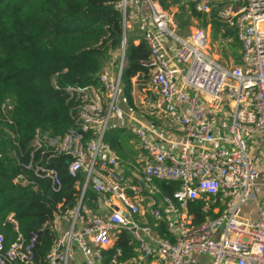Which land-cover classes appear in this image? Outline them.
Segmentation results:
<instances>
[{"label":"built area","instance_id":"1","mask_svg":"<svg viewBox=\"0 0 264 264\" xmlns=\"http://www.w3.org/2000/svg\"><path fill=\"white\" fill-rule=\"evenodd\" d=\"M237 1V10L222 14L242 49L240 63L230 67L207 51L205 29L179 34L173 13L159 0L117 1L125 34L136 24L151 50L142 65L160 96L158 107L165 105L164 124L182 140L178 152L169 151L153 139L152 126L122 108L125 37L112 55L119 62L116 72L103 68L98 85L66 88L77 101L71 109L75 126L59 136L38 129L31 160L23 164L49 179L55 192L62 182L53 159L66 157L69 174L83 178L76 184V204L58 213L66 227L60 233L52 228L56 238L47 264H72L76 249L84 264H102L103 250L124 230L139 243L138 255L114 264H199V256H208L210 264H264V0ZM196 9L209 13L210 0ZM121 115L134 122L132 132L149 157L142 178L126 175L125 162L106 141L110 123ZM157 179L178 182L179 189L164 196ZM14 182L27 180L19 176ZM88 191L96 194L95 207L85 202ZM200 199L216 216L195 224L190 203ZM250 201L258 202L256 218L243 216ZM148 212L165 223L172 239L139 220ZM35 240L19 237L6 247L0 234V264H39Z\"/></svg>","mask_w":264,"mask_h":264},{"label":"trees","instance_id":"2","mask_svg":"<svg viewBox=\"0 0 264 264\" xmlns=\"http://www.w3.org/2000/svg\"><path fill=\"white\" fill-rule=\"evenodd\" d=\"M117 1L0 0V234L6 247L19 237L30 243L36 235L34 253L39 264H47L46 256L56 238L52 229L56 226L55 213L76 204V184L83 178L69 174L66 157L55 158L62 182L61 189L55 192L49 179L25 168L23 164L31 160L36 131L59 136L75 126L71 109L77 101L66 88L98 85L104 64L120 49L125 37L127 62L122 84L129 104L133 101V78L150 76L142 61L149 59L151 50L139 33L131 37L125 34ZM159 1L180 26L195 19L200 28L211 23L212 33L222 32L224 38L231 39L236 62H240L241 44L236 32L223 30L229 25L216 8L211 13H201L196 9L197 1ZM106 141L122 150L121 132L108 131ZM19 176H24L27 183H15ZM155 182L164 196L173 197L179 189L178 182ZM95 199L96 194L88 191L85 202L95 207ZM190 212L195 224L216 216L212 208L205 211L203 199L190 203ZM148 219L158 234L172 239L165 223L150 216ZM138 248L132 233L124 230L112 247L103 250L102 264H114V259L131 260L138 255Z\"/></svg>","mask_w":264,"mask_h":264},{"label":"crops","instance_id":"3","mask_svg":"<svg viewBox=\"0 0 264 264\" xmlns=\"http://www.w3.org/2000/svg\"><path fill=\"white\" fill-rule=\"evenodd\" d=\"M191 1H197V3L201 2L202 0H191ZM211 10L213 8H216L218 10V13L223 20L224 17H222V14L224 12H227L231 9L237 10L239 8V3L237 0H210ZM173 11L176 12L177 9L173 8ZM177 21V20H176ZM224 21V20H223ZM178 22V21H177ZM225 23V22H224ZM180 26V23H177ZM200 22L195 19L188 23H183L180 28L188 30L190 29V32L188 35L193 33L197 28H200L199 26ZM198 25V26H197ZM131 25V29H134ZM203 28V27H202ZM208 35V40L211 41V34H212V26L211 23H209L205 28ZM224 31L234 30L232 27H225L223 28ZM222 30V31H223ZM131 36L138 35L137 33L129 34ZM178 33L180 34L179 30ZM219 34H223L222 32H218ZM182 35V34H181ZM183 36V35H182ZM225 40H228V45L232 49V56L235 59V64H239L240 62H236L235 58V50L231 47V39L230 38H224ZM223 39V40H224ZM166 46L169 50H172V40L167 41ZM241 48L239 49L240 53V60H241ZM214 49H209V53L218 60L219 63L226 66L219 58L218 53L215 52ZM172 53V52H171ZM227 56V54H225ZM230 59H232L230 57ZM230 67V66H227ZM103 68L110 69L114 72H116L119 69V62L115 59H108L106 63L104 64ZM150 76L147 78H144V75L142 76H136L133 78V88H132V104H129L127 98L125 97V94L123 92L120 104L124 111L127 113H133L135 114L145 125L152 126L154 129L155 134H153V139L157 141L158 143L162 144L165 148H167L169 151L172 152H178L179 151V144L182 140V135L180 133H177L164 124V118H163V108H165V105H163V108H159L158 104L160 103V96L156 90H154L150 85ZM123 91H124V85H123ZM134 122L129 120L125 115L118 116L115 118L111 123L108 131H119L123 135V145L122 150L118 152L121 159L125 162V172L126 175L130 178H142L143 177V166L146 161L149 160L148 155L144 151L139 139L134 135L132 132V126ZM131 133V134H130ZM130 135H133L131 137ZM142 180V179H141ZM152 217L151 214L148 212L144 216H140L139 220L144 223L145 221L149 222L148 217ZM56 221V231L57 233H60L66 225L60 221V219H55ZM150 223V222H149ZM75 260L72 264H84L83 257L81 253L76 249L75 250ZM199 264H206L210 263V258L208 256H199L198 257ZM146 264H157L155 260L148 259L146 261Z\"/></svg>","mask_w":264,"mask_h":264},{"label":"rangeland","instance_id":"4","mask_svg":"<svg viewBox=\"0 0 264 264\" xmlns=\"http://www.w3.org/2000/svg\"><path fill=\"white\" fill-rule=\"evenodd\" d=\"M209 13H211V11ZM224 22L226 23V21H224ZM177 23L178 22L176 21V26H177V29L179 30L180 34H182L183 37L189 36L188 34L190 32V29H188V30L182 29V28H180V26ZM133 27H135V28L131 29L132 32H129L130 30L127 31L131 35L138 32L137 25L134 24ZM199 29H204V28H199ZM223 39H224V37L222 36V34H219L216 32L212 33L211 34V41H209V49H211L213 51L215 49L217 51V52L216 51L215 52L218 53L220 60L226 66L235 65V59L232 56V51H231L232 49L228 45L229 42H228V40H225V39L223 40ZM209 49L207 51H209ZM225 54H227V56ZM230 57L232 59H230ZM257 207H258L257 201L256 202L250 201V202L246 203V205L244 207L245 210L243 211V216L245 218H256ZM251 210H252V212H250ZM206 264H210V263L208 262Z\"/></svg>","mask_w":264,"mask_h":264},{"label":"water","instance_id":"5","mask_svg":"<svg viewBox=\"0 0 264 264\" xmlns=\"http://www.w3.org/2000/svg\"><path fill=\"white\" fill-rule=\"evenodd\" d=\"M83 177L85 178L86 177V175L85 174H83ZM55 219L57 220V219H59V214L58 213H55Z\"/></svg>","mask_w":264,"mask_h":264}]
</instances>
